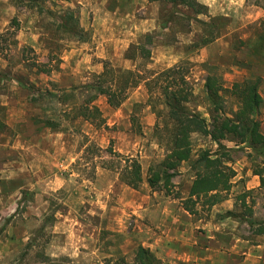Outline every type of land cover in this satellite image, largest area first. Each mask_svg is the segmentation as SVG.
Returning <instances> with one entry per match:
<instances>
[{
  "label": "rangeland",
  "instance_id": "374dc122",
  "mask_svg": "<svg viewBox=\"0 0 264 264\" xmlns=\"http://www.w3.org/2000/svg\"><path fill=\"white\" fill-rule=\"evenodd\" d=\"M138 2V8L145 3L144 0ZM244 2L246 12L254 17L260 13L257 21L244 25L241 14L213 16L208 13V8L197 13L190 7L180 5L174 8L171 4L153 1L145 8V14L158 18V27L135 37L128 44L129 15L137 6L132 0H0L1 187L13 190L20 181L25 184L24 179L31 184L35 177H32L35 168L32 165V156L35 155L32 141L35 139H42L40 145L43 150L50 148L54 155H58L55 146L52 148L43 143H50V140L59 137L57 135H63L67 148L66 154H63L65 165H48L49 161L37 160L42 165L36 168L42 172L37 174L36 179L47 173L46 176L53 178L56 175L65 176L67 182L52 191L48 211L39 218L38 226L32 223L28 239L21 240L17 264H72L68 257H61L58 261L45 254L56 237L50 226L58 220L57 215L69 211L70 205H80L76 218L86 229L104 226L102 217L92 212L94 208L98 209L100 202L97 201L102 198L99 193L105 189V183L98 184V171L110 170V178L115 181L109 201L116 199L123 182L116 170L103 167L119 166V159L107 151L108 147L112 146L114 151L123 155L137 156L147 177L149 169L159 166L169 152L168 134L172 123L168 110L158 91L150 100L145 82L130 91L128 98L134 94L140 98L133 106L129 104L127 109L131 112L121 110L123 104L113 108L107 103L105 95H96V99L88 104L99 106L105 124L97 127L91 119H84L81 115V106L96 94L93 85L104 69V62H110L115 69L135 70L144 76L182 64L195 90V98L188 105L199 110L208 122H212L218 113L232 116L240 107L230 91L233 83L258 80L263 97L259 119L264 133V46L257 43L263 32L264 0ZM139 11H136L137 15ZM234 27L238 29L234 30ZM148 34L153 39L149 45L152 55L146 59L141 57L137 45L144 43ZM117 37H120L122 45L125 44V49L120 50V45L111 42ZM209 41H218V44L207 46ZM165 43L164 50L160 45ZM125 59H128L131 68H126ZM209 74L220 77L224 87L218 99L220 110L209 99L205 88ZM87 84L93 87L83 89L82 86ZM73 88L78 89L72 93L70 90ZM192 141L191 160L179 167L171 193L168 194L164 188L152 190L163 191L173 197L181 196V191L195 177L196 170L192 169V165L200 168L201 164H195V161L207 150L219 151L229 165L239 168L244 174L264 166V156L257 155L247 143L228 138L223 140L226 148L220 149L209 137L200 133H194ZM8 168L19 173L21 168L18 180L6 178L5 175L13 171ZM256 178L261 185L260 176ZM235 179L236 176L227 196L231 194L237 202L233 209L239 222L237 234L262 244L264 231L260 230H264V186L247 188L241 182L244 178L237 182H234ZM28 184L21 190L17 210L0 214L2 223L7 224L17 215L23 218L29 202H34L35 191ZM40 188L38 186L36 190ZM141 189L142 184L138 190ZM211 209L204 207L201 200L194 214L204 216ZM99 239L101 253L98 256L85 255L79 264H106V259L116 256L119 251L126 255L128 261L134 260L137 247L131 246L124 235L102 230ZM230 240V236H224L225 243ZM261 254V257L248 260L244 255L235 264H264V249Z\"/></svg>",
  "mask_w": 264,
  "mask_h": 264
},
{
  "label": "crops",
  "instance_id": "0c3cea01",
  "mask_svg": "<svg viewBox=\"0 0 264 264\" xmlns=\"http://www.w3.org/2000/svg\"><path fill=\"white\" fill-rule=\"evenodd\" d=\"M132 1L136 2L137 6L134 7L129 15L130 23L128 25L130 30H128V33L130 36H127L128 41H126L128 44L135 37L146 34L151 29L158 27V18L145 14V8L153 2L144 0L145 3L138 8V0ZM198 1L204 4L208 8V13L213 16L232 17L241 14L244 25L257 21L260 16V13L254 17L253 14L246 12L244 0ZM138 10H140L139 15L136 14ZM233 21L235 19L232 20V23H234ZM237 29L238 27H234V30ZM117 40H120V37H117ZM117 40L113 39L111 42L120 45V50L121 48L122 50L123 48L125 49V44L122 45L121 40L117 43ZM211 42L207 46L218 44V41ZM166 46V43L163 46L160 45L164 50ZM127 60L123 61L127 66L125 67L131 68ZM139 99L134 94L123 103L121 110H129L127 109L129 104L133 106ZM129 111L131 112V110ZM57 136L59 137H55L54 141L50 140V143L45 141L43 144H49L48 146L52 148L55 146V151L59 152L58 155H54L50 148L43 150L40 145L41 138L35 139L34 142L32 141L33 153L35 154L32 156V165L35 167L34 173L32 171V177L34 175L35 177L32 178L30 185L24 179L25 184L20 181L17 188L9 191L4 190L0 182V214H9L13 213V210H17L21 200V190L27 187V184L29 186L32 185L31 190L35 191L34 202H29L23 213V218H19L18 215L14 216L7 224L0 221V262L10 261L12 264L18 263L17 255L21 249V240L28 239L29 236L27 234L32 228V223L33 226H38L40 223L39 218L48 211L50 207L49 198L52 191L63 187L67 182L65 176L62 178L56 175L53 178L52 176H46L47 173L40 177L39 180L36 179L37 174L40 175L42 172L36 168L37 165H42L37 163V160L49 161L48 165L53 163L65 165L63 154L65 155L67 152L66 144L62 139L63 135ZM8 169L13 170V168ZM235 169L237 170V175L234 182L244 178L241 182L247 188L260 186V182L256 178L257 175L253 172L248 171L244 174L239 171V168L235 167ZM20 173L13 170L9 175L5 176L6 178H12V180H18L19 177L17 176H20ZM110 177V170L100 169L98 171V184L105 183V189L99 193L102 198L97 201L100 202L98 209L94 208L92 211L102 217L104 226H94L93 230L86 229L76 218V211L78 212L80 205H70L69 211L57 215L58 220L50 226L56 237L50 244V248L46 250L45 254L48 258H57L60 261L61 257H68L72 264H79L81 258L85 255L98 256L101 253L99 237L102 230L112 234L124 235L131 246L138 247L142 245L150 248L163 262L235 264L244 255L247 257L246 260L262 256L261 250L264 249V241L260 244V241L255 243L239 236L237 234L239 226L237 218L232 215H226V212L233 211L237 204L236 199L231 194L224 201L214 205L210 212L203 216L190 213L183 205V200L190 194L193 177L181 191L182 195L178 198L166 195L163 191L152 190L143 171L144 180L141 190L132 188L122 182L116 199L109 201V193L115 182ZM38 186L41 188L36 190ZM225 235L231 238L228 243L223 241ZM100 263L103 262L100 261Z\"/></svg>",
  "mask_w": 264,
  "mask_h": 264
},
{
  "label": "trees",
  "instance_id": "16d2710c",
  "mask_svg": "<svg viewBox=\"0 0 264 264\" xmlns=\"http://www.w3.org/2000/svg\"><path fill=\"white\" fill-rule=\"evenodd\" d=\"M149 1L165 2L174 8L182 5L194 9L197 13H202L203 9L207 8L198 0ZM152 42V36L148 34L146 41L137 45L141 57L146 59L151 57L152 52L149 45ZM257 43L259 46H264V24L263 32ZM141 82H145L150 93V100L155 91L161 94L162 103L167 108L168 118L172 123L168 134L169 152L159 166L149 169L147 182L152 189L164 188L168 194L171 193L175 185L173 179L179 174V167L183 162L191 160L194 133L209 137L220 149L226 148L223 140L232 138L240 143H247L257 155L264 156V133L261 130L259 119L263 97L259 91L258 80L246 79L233 83L230 91L239 101L240 107L232 116L218 113L212 122H208L199 110L190 108L188 105L195 98V90L182 64L168 67L153 73L152 76H144L143 73L135 70L115 69L110 62H104V69L97 75L94 87L91 84L82 86L83 89L93 87L96 94L81 106V115L84 119H91L97 127L104 125L105 119L99 106L88 103L93 102L96 95H105L111 107H120L129 97L130 91L139 86ZM205 88L209 99L215 104L216 109L220 110L218 99L221 97L220 90L224 88L220 77L209 74L205 81ZM76 89L78 88L70 91L74 93ZM107 151L119 159V166L104 165L103 167L116 170L124 183L138 189L144 180L142 163L139 158L123 155L114 151L112 146L108 147ZM196 163H200L201 167L197 169L195 165H192V169L196 170L195 177L189 196L183 200L184 208L192 214L196 212V205L201 200L202 205L208 210L225 200L233 186V179L237 175V171L226 162L219 151L202 152L195 161ZM253 172L260 176V186L263 187L264 166L260 165ZM175 197L180 196L178 194ZM227 215L234 216V212L229 211ZM263 231V229L260 230V232ZM106 264H164V262L150 248L139 245L133 261H128L126 255L119 251L116 256L112 255L106 259Z\"/></svg>",
  "mask_w": 264,
  "mask_h": 264
}]
</instances>
